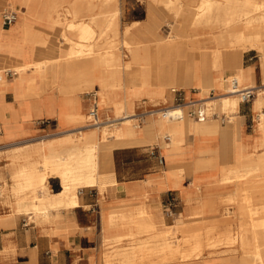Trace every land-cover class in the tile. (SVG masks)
I'll use <instances>...</instances> for the list:
<instances>
[{
	"label": "bare ground",
	"instance_id": "obj_1",
	"mask_svg": "<svg viewBox=\"0 0 264 264\" xmlns=\"http://www.w3.org/2000/svg\"><path fill=\"white\" fill-rule=\"evenodd\" d=\"M75 2L88 5L79 19L74 17L71 8L60 5L59 0H0V12L5 6L18 7L20 17L25 20L23 37L30 47L29 55L21 62H16L20 56L10 48V31L0 29V73L4 70L16 72L14 82L20 88L26 81L22 98H35L56 90L61 96L62 107L66 109L72 107L76 94L91 92L96 97L91 107L96 112L93 117L80 113L76 106L69 111L63 110L62 117L69 125H83L72 134L66 132L56 140L18 147L12 155L10 149L0 150V160L4 159L8 166L9 177L10 163L14 167L10 187L6 183H1L0 187L1 204L9 209L0 216V225L7 229L14 226L13 216H10V207L13 209V206L23 215H33L37 222L50 223L60 210L78 205L82 188L96 187L103 193L107 186L116 183L111 148L116 143L151 146L158 141L157 127L166 129L161 139L168 141L163 144L166 150L163 156L164 179L167 173L178 177L187 176L195 169H207L211 165L210 159L196 167L183 164L182 160L191 147L188 137L195 136L198 139L196 144L201 143L205 152H209L208 141L219 133V120H231L242 93L253 92L262 151L239 155L228 163L227 173L220 180L224 186L237 181L251 183L248 189L241 191L238 201L231 196L222 200L227 205H237V226L234 228L232 222L210 217L211 201L200 199L190 206L184 222L175 227L174 231L181 236L169 241L168 230L155 233L148 208L129 202L104 213L103 231L127 232L122 235L127 237L148 234L153 238L131 240L114 252L104 253L103 260L105 264L185 263L203 251L212 257L217 249L222 248V251L229 252L227 264H263L264 217L255 219L253 216L264 214V86L244 88L240 83V70L235 66L244 51L260 50L264 58V0H144L151 28L160 22L153 9L166 12L171 29L168 39L153 36L150 43L132 46L124 38L117 47L107 45L109 33L118 34V0ZM39 13L47 19L57 16L55 24L64 29L60 36L65 45L64 53L50 47V32H40L28 22L29 18H37ZM177 27L181 31L198 27L216 30V48L195 55L192 49L185 48L184 38L175 30ZM124 33L126 35L127 28ZM122 49L131 55L141 51L142 55L134 58L133 63L122 65L116 54ZM182 50L185 51L183 55L179 54ZM228 62L234 67L225 68ZM221 68L225 77L212 76L213 70ZM122 69L134 77L132 83L123 81ZM226 69L230 70L227 76ZM6 83L0 78V87ZM192 83L200 92L196 102H187L180 107H160L146 111L140 117L132 114L133 98L163 102L166 93L188 89ZM210 91H213L212 97L208 95ZM122 93L129 94L130 99L123 100ZM111 106L115 108L116 117L103 119L101 110ZM124 107L130 114L117 117L119 109ZM188 107L196 108V111L203 109L207 117L203 121L192 118L187 113ZM174 115L181 117L174 118ZM174 122L183 127L179 141L170 130ZM84 129L88 131L83 132ZM108 139L112 142L108 143ZM32 154L38 159L30 161ZM2 179L0 171V181ZM120 241L117 238L112 242Z\"/></svg>",
	"mask_w": 264,
	"mask_h": 264
},
{
	"label": "crops",
	"instance_id": "obj_2",
	"mask_svg": "<svg viewBox=\"0 0 264 264\" xmlns=\"http://www.w3.org/2000/svg\"><path fill=\"white\" fill-rule=\"evenodd\" d=\"M59 3L62 6L71 8L74 17L77 19L81 18L88 8L87 3H78L75 0H59ZM8 7L15 8L12 6ZM5 9L2 11L4 12ZM7 10L10 9H6L5 11ZM2 11L0 12V29L3 32L10 31V48L20 56L16 62H21L23 61L22 58H27L29 55L28 49L30 47V45L25 43L23 37L25 20L23 17H20L21 12L17 9L18 15L16 21L9 26L3 25L1 18ZM145 12V22L133 28L128 27L126 35H124L126 28L119 31L118 24L117 36L120 35V38H118L119 42L126 38L132 46H135L150 43L153 41V36L164 40L168 39L171 31L170 27V30L166 31L165 37L162 36L160 27L162 23L168 25L166 12L153 9L155 15L160 18V22L153 28L148 24L146 6ZM57 20V16L47 19L46 16L39 13L37 18H29L28 22L40 32H50L52 42L50 47L60 49V54H62L64 53L65 45L60 36L64 29L55 24ZM175 30L184 38L185 48L192 49L195 55L199 56L201 52L206 53L216 48L215 44L212 48L189 46L186 44L185 31H181L178 27ZM111 37L116 36L111 34L109 39ZM112 41L115 40L108 41L107 46ZM123 52L129 54L126 49L116 51L119 62L122 65L133 63L132 60L134 58H139L142 55L141 51H139L133 55L129 54L127 60H124L122 57ZM184 53L185 51L182 50L179 54L183 55ZM224 67L233 68L234 65L232 66L228 62ZM235 67L240 70V75L242 76L240 83L244 88L264 86V58L256 50L241 53ZM226 70L224 73L227 76L230 74V70ZM6 71L4 70L0 73L1 80L7 82L5 86L0 87V150L10 149V155L15 154L14 150L18 147L56 140L62 138L64 133L70 132L72 134L76 128L83 126L69 125L62 117L63 110L69 111L73 106H76L82 114H89L90 111H93L91 107L95 103L96 97L91 92L76 94L74 104L71 108L66 107V109L62 107L61 96L56 90H50L39 97L24 99L22 96L26 91V81H23L20 88L14 82L17 73L10 71L11 77H7L4 75ZM212 76L218 78L225 77L223 68L213 70ZM121 78L126 84L134 81V77L124 69L121 70ZM191 91L197 92V96L199 97L200 92L192 83L188 89H179L173 93H166L165 101L163 102L160 100L148 101L144 97L133 98L132 114H135V109L141 110L144 106H147L145 104L149 106L152 102L157 103L153 105L157 109V106L161 103L166 104L174 93L177 98L180 97V100L170 106H176L178 103L183 105L185 103H182V100L193 96ZM141 101H143L144 106H142L143 104H139ZM240 103L241 105H238L236 114L232 115L231 120L227 118L219 120L220 131L210 137L208 141L209 152H205V147L201 143L196 144L198 139L195 136L188 137L191 147L190 152L182 160L183 164L196 167L200 162L210 159L211 165L207 169H195L187 176L182 174L178 177H171L167 173V178L164 179L162 177L164 171L163 156L166 153L164 145L168 144V141L161 139L166 129L164 127H157L158 141L151 146H122L116 143L111 148L113 177L116 182L114 185L107 186L103 193H100L96 187L82 188L81 193L78 194L77 206L68 210H60L55 219L50 223H44L46 225L33 226L31 230L18 233L19 236H15V238L10 236V243L17 247L18 252H20L24 258V262L27 264H39L43 254H48L50 264H66L67 257L69 256L68 252L71 248H74V250L76 248L79 258L83 257L86 259L84 264H97L96 253L99 242H103L105 245L125 242L123 245L118 246V249H120L128 245L131 240L141 241L153 238L148 234L135 235V231H131V234L135 235L134 237L122 236L128 234L127 232L105 233L103 231L104 213H108L111 209L124 207L129 202L148 208L155 226V233L168 230L167 240L169 241H174V238L170 237L171 232L175 230V227H179L184 222V217L190 212V208L200 199L207 202L211 201L210 207L213 210L209 216L218 219L217 214L220 213L218 208L221 205H227L222 200L227 196H231L234 197L235 201H238L241 191L251 186L250 182L244 183L242 181L225 186L221 185V177L227 173L226 166L241 154L259 153L262 151V148L259 146L262 136L257 130L256 116L258 112L254 109V98L246 105L245 103L247 102ZM191 108L193 107L186 109L188 114H190ZM100 114L103 119L106 117H116L113 106L101 110ZM126 115L125 107L119 109L117 117L121 118ZM192 118L194 117L192 116ZM182 128L180 123L174 122L170 125V130L175 134V140L177 141L181 139L180 132ZM87 131V129L83 130V132ZM107 142L110 143L112 140L108 139ZM46 153L45 151L44 154ZM32 155L29 158L30 161L38 159L36 154ZM152 155L158 156L153 159ZM158 158L162 160L160 164L158 163ZM13 168L10 163V182H12L11 173ZM169 197H173L176 201L171 211L174 208H178L177 213L173 214L172 212V215L175 216L174 220H172L173 226L164 223L158 209L160 205L163 210L165 209L164 212H166L167 208L164 204ZM227 206H230L228 209H232L229 212L231 213V221L233 223L235 222L237 205L229 204ZM21 215L23 214L17 212L14 206L13 209L10 207V216H13L14 227L19 224L20 220L26 221V218H22ZM28 218L32 219L33 216H29ZM53 230L55 234L48 235V232ZM179 237L177 236L175 239ZM117 238H120L121 241L112 242L117 240ZM65 240L70 244V247L64 246ZM55 246L59 250L54 254L53 249ZM104 253L108 252L102 253V264H105L103 260ZM30 256H32L31 260ZM68 261L69 264H73V260ZM262 262L264 264V256ZM227 263H229V260H227Z\"/></svg>",
	"mask_w": 264,
	"mask_h": 264
},
{
	"label": "rangeland",
	"instance_id": "obj_3",
	"mask_svg": "<svg viewBox=\"0 0 264 264\" xmlns=\"http://www.w3.org/2000/svg\"><path fill=\"white\" fill-rule=\"evenodd\" d=\"M118 5L120 8V14L118 16V24H119V31H122L125 28H133L135 26H139L141 24H143L146 20V12H145V2L144 0H118ZM4 8L6 9H11V10H15L17 11L18 7L15 8H9L8 6H5ZM3 8V9H4ZM2 9V10H3ZM5 9V10H6ZM4 10V11H5ZM161 31H162V36H164L165 34H167V30L169 29V26L166 25V23H162L161 24ZM166 29V30H165ZM216 30H213L211 28H191L189 30L185 31V36H186V44H188L189 46H196L197 48L202 47V48H212L214 46V38H215V33ZM111 35V33H109ZM165 37V36H164ZM118 38H120V35L116 36V37H111L110 39H108V41L110 40H115L110 42L109 45H111L112 47H116L120 46ZM258 52L259 55H262L263 52H261L260 50H256ZM129 54H127L126 52H123L122 57L124 60H127V56ZM129 57V56H128ZM193 96L189 99H184L181 102L182 103H186V102H190V101H194L196 102L199 97L197 96V92L195 91H191ZM208 95L210 97L213 96V91L208 92ZM121 98L123 100L128 101L130 99L129 94H124L122 93ZM251 100H253V98H251ZM248 101L246 104H248ZM177 101V97L174 93V95L171 97L170 100L167 101L166 104H160L159 106H157V108H162L165 106H170L175 104ZM95 104V103H94ZM94 104L92 106H94ZM139 104H143V101L139 102ZM156 102H152L149 104H145L147 106H144V104L142 106H144L141 110L139 109H135V114L137 117L143 116L146 111L149 112L150 110L156 109V107L154 108L153 105H156ZM241 105V103L239 104V106ZM190 111L194 112L196 111V108H191ZM130 112H127V115H129ZM8 148V147H5ZM158 155H152L151 157L153 159H155V157ZM5 161L4 159L0 160V171L2 172L3 175V179L0 181V187H1V183L2 184H7V187H10V177L7 171L8 166L5 165ZM3 166V167H2ZM39 195H42V192L39 193ZM0 204H1V199H0ZM221 205V203H220ZM230 206H225V205H221L218 210L220 213L217 214V217L220 218V220H224L227 222H232L231 221V213L229 211H232V209H228ZM159 209V213L161 214L164 223L166 225H170L173 226V221L175 216H168L166 214V212H164L163 208L159 205L158 207ZM9 209L5 208L2 204L0 205V216L6 214L8 212ZM173 214L176 212H178V208H174L172 209ZM261 215V216H260ZM22 218L25 217L26 221H21L19 222V224H17L15 227H10L12 229H7L3 226L0 225V264H27L26 262H24V258L23 256L20 254V252H18L17 247L14 245H12L10 243V236L14 237L15 236H19L18 233L20 232H25L26 230H31V227L33 226H43L46 225L44 223L41 222H37L35 220V217L33 215L32 219H29V215H21ZM255 219H260L264 217V214H257L253 216ZM21 218V219H22ZM234 219V218H232ZM237 215H235V222H233V227L235 228L237 226ZM49 225V224H48ZM220 229V228H219ZM55 230V229H54ZM53 231H49L48 235H53L55 234V232ZM57 231V229H56ZM177 236H181V234L177 231H173L170 234L171 238H174V241L176 240L175 237ZM125 242L122 243H112V244H107L105 245V243L103 242H99L98 244V248H97V253H96V257H97V264H102L101 262V255L103 252H114L115 250L118 249L119 245H123ZM70 244L65 240V247H70ZM219 248V247H218ZM58 248L57 246L54 247L53 249V253L55 254L56 252H58ZM226 252V253H225ZM218 253V254H216ZM221 253V254H220ZM224 253V255H223ZM229 252L225 251L222 248L217 249V251L214 253V256L210 257L209 255H207V253L205 251H203L201 254H199L198 256L192 258V260H190L189 262H185V263H168V264H226L227 262V256ZM68 257H67V262L66 264H69L68 260H73V264H84L86 262V259L81 257L79 258L78 255V251L74 250V248H71L70 251L68 252ZM209 256V257H208ZM32 256H30V260H31ZM195 259V260H194ZM39 264H50L49 263V258H48V254H43L42 255V259L39 261ZM253 264V263H252Z\"/></svg>",
	"mask_w": 264,
	"mask_h": 264
},
{
	"label": "built area",
	"instance_id": "obj_4",
	"mask_svg": "<svg viewBox=\"0 0 264 264\" xmlns=\"http://www.w3.org/2000/svg\"><path fill=\"white\" fill-rule=\"evenodd\" d=\"M17 15L18 13L16 11H12L11 9L10 10H7V11H4L2 12L1 14V18H2V23L3 25H12L16 19H17ZM4 75L7 76V77H11V72L10 71H6L4 72ZM253 92H248V93H242V97H241V102H248L251 100V98H253ZM180 100V97L177 98V101L179 102ZM182 104L178 103L176 105V107H180ZM175 111V110H173ZM182 115V114H181ZM181 115H174V118H178L180 119ZM190 115L193 116L195 119L199 120V121H203L207 115L205 113V111L202 109V110H198V111H195L194 112H190ZM89 116L90 117H93L95 116V111H90L89 112ZM173 117V115L171 116ZM162 162V160L160 158H158V163L160 164ZM175 199L173 197H169L167 199V201L165 202V206H166V214L168 216H171L172 215V211H171V208L174 206L175 204Z\"/></svg>",
	"mask_w": 264,
	"mask_h": 264
}]
</instances>
